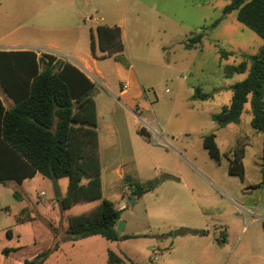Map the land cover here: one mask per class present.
<instances>
[{
    "label": "rangeland",
    "instance_id": "rangeland-1",
    "mask_svg": "<svg viewBox=\"0 0 264 264\" xmlns=\"http://www.w3.org/2000/svg\"><path fill=\"white\" fill-rule=\"evenodd\" d=\"M51 1L56 0H0V37L51 40L79 29L90 40L86 17L118 8L125 55L149 107L126 103L118 94L114 61H101L105 80L96 82L95 94L105 141L103 198L63 209L53 181L42 175L22 186L2 187L0 204L13 212L28 207L34 220L16 223L0 213V246L41 253L53 242L50 225L61 229L67 216L92 212L106 199L121 210L122 235L135 237H89L67 245L47 264H108L110 252L126 264H264V182L255 188L262 182L258 172L264 136L251 126L250 102L239 124L221 126L212 119L230 105L232 86L248 75L247 70L226 77L225 67L258 54L263 39L237 20V12L224 15L229 0H89V7L78 0L74 11L59 10ZM201 33L202 41L187 48L189 39ZM221 50L233 54L222 58ZM198 87L212 97L193 98ZM106 122L114 124L116 133L104 127ZM237 149L244 150L243 174L232 173ZM117 168L137 182L153 184V189L137 197L125 176L121 173L119 179L114 173ZM68 183L67 177L58 181L63 197ZM15 191L21 200L14 201ZM191 227L206 229L208 236L189 235ZM225 230L229 238L220 243L217 235L222 239ZM176 231L182 233L175 236Z\"/></svg>",
    "mask_w": 264,
    "mask_h": 264
},
{
    "label": "trees",
    "instance_id": "trees-1",
    "mask_svg": "<svg viewBox=\"0 0 264 264\" xmlns=\"http://www.w3.org/2000/svg\"><path fill=\"white\" fill-rule=\"evenodd\" d=\"M224 15L237 12V20L255 32L264 41V0H229ZM219 24L213 22L210 28ZM97 43L91 35V52L96 58L113 57L116 62L130 66L125 55L121 27L100 25L96 28ZM204 35H193L187 48L200 43ZM97 48L103 53L97 55ZM233 53L221 50L222 58ZM238 65L224 69L226 77L245 73L247 77L232 86L229 106L212 115L221 126L239 124L246 103L250 102L251 126L264 136V45L256 55H245ZM0 85L14 101L12 109H5L0 100V184L33 178L40 173L45 178L69 179L66 196L58 200L63 209L75 204L103 198L102 164L99 150L97 105L93 97L95 84L80 69L69 62L57 61L50 54L37 56L33 51H0ZM212 93L196 88L193 98L208 100ZM140 134L150 139L145 129ZM243 149L235 150L232 173L243 174ZM260 172L264 182V138ZM129 188L137 197L153 189L151 183H140L125 176ZM14 197L21 200L15 191ZM17 222L31 221L28 209L21 212ZM121 210L104 199L89 214L69 218V228L63 241L101 236L108 241L128 240L135 236L120 235L117 224ZM188 234L205 236L207 231L188 229ZM220 243L226 242L222 232ZM59 241L24 264H45L58 249ZM108 264H126L117 254L110 252Z\"/></svg>",
    "mask_w": 264,
    "mask_h": 264
},
{
    "label": "crops",
    "instance_id": "crops-1",
    "mask_svg": "<svg viewBox=\"0 0 264 264\" xmlns=\"http://www.w3.org/2000/svg\"><path fill=\"white\" fill-rule=\"evenodd\" d=\"M89 0H86V7H89L90 4L88 2ZM53 5H56L59 10L62 9H70V10H75L76 7H79L78 0H56V1H51ZM120 10L118 8H109L107 10H96V16L90 15L86 17V21L91 22L90 25V36L92 34L96 35V28L100 25H106V26H118L121 27L120 23ZM57 19L62 20L59 16ZM70 28V27H69ZM72 29V27L70 28ZM79 29H75L71 34L68 36H58L56 38H52L51 40H40V39H35L31 40L30 38L27 37H19L15 36L12 38H2L0 37V51H33L37 54V56H41L42 54H50L56 58L57 61H64V62H69L78 69H80L83 73L89 77L93 83L95 84V89H94V94L93 97L96 101L97 105V114H98V136H99V150H100V156H101V164H102V154H103V147H104V139L101 135V112L99 109L98 101H97V96L95 94L96 90V82L97 81H104L105 76L103 75L102 71L99 69V63L101 61H114L116 70L118 74L120 75V85H119V96H122L124 98V101L129 104H136L139 102H142V109H146L149 106L147 105L146 102H144L141 99V93H140V85L138 82V79L136 75L133 72V67L130 65L129 67L125 68L123 64L116 62L113 57H105V58H96L92 52H91V38L89 40L85 38L84 34L81 32H78ZM81 33V34H80ZM95 41L97 43V38L95 37ZM38 50V51H37ZM103 53L97 48V55L101 56ZM95 72V76H90L91 72ZM127 83L129 85V88L125 91H122L121 86ZM103 85V83H102ZM0 100L5 107V109L9 110L14 108L15 106V101L4 92L0 85ZM107 109V103H103V111ZM107 130H111L112 132L116 133L115 126L112 123L106 122L104 126ZM140 129V127L138 128ZM263 143V141H262ZM260 169V168H259ZM115 174L118 175L119 179L122 178V175H126L124 171H122L120 168H117L114 171ZM122 173V175H121ZM38 175H41L40 173H37L33 178H28L23 181L21 186L24 185V183L28 180L35 179ZM258 175H261V172L259 170ZM44 177V176H43ZM48 179V178H47ZM59 181V180H58ZM102 181H103V187H104V174H103V169H102ZM13 183H17L16 181H7L3 184H0V190L3 189L2 187H7V186H13ZM14 194V192H13ZM41 194L43 196H46L45 191H42ZM40 194V195H41ZM14 201H17L16 198H14ZM41 201L44 203L46 200L41 199ZM97 207V206H96ZM95 207V208H96ZM94 208V209H95ZM121 208H124L122 206ZM25 209H28V207H21L18 211L13 212L12 209H10L9 205H1L0 204V213H4L8 216L11 217L16 223H17V216L21 214V212ZM30 211V210H29ZM91 211L82 213V214H89ZM31 214V213H30ZM80 215V214H79ZM74 215H69L67 216L68 219L65 220L64 225H61V229L55 228L52 225H50L51 230H52V235L51 238L53 240L52 245L56 241H59V247L56 251H54L45 264L50 260L52 257H58V253L62 251L64 247H67V245H73L77 241H63V237L66 236V232L69 228V218ZM32 217V215H31ZM63 220V217L61 214L57 215V218ZM56 219V218H55ZM53 219V220H55ZM34 218L32 217L31 221H26V222H32ZM52 220V219H51ZM19 223V222H18ZM24 223V222H23ZM65 226V228H64ZM9 228V227H8ZM125 228V225H124ZM188 229H197V230H205L206 229H200V228H195L191 227ZM229 231V230H228ZM227 230L224 232L226 233V241L229 238V233ZM209 232V231H208ZM182 232H180L181 234ZM8 234L10 232L8 231ZM122 235L123 233H119ZM190 235V234H189ZM13 236V234H12ZM19 236V235H17ZM194 236V235H192ZM205 236H194V237H207ZM93 237V236H92ZM217 239H219V236L217 235ZM89 238V237H88ZM86 239V238H84ZM48 247V248H50ZM47 248V249H48ZM22 247H6V246H0V264H24L25 260H32L34 259L38 254H40V251H32V250H20ZM46 250V249H45ZM44 250V251H45ZM156 252V251H155ZM119 256V255H118ZM120 258L123 259V257L119 256ZM124 260V259H123ZM66 264H72V261L70 263Z\"/></svg>",
    "mask_w": 264,
    "mask_h": 264
},
{
    "label": "water",
    "instance_id": "water-1",
    "mask_svg": "<svg viewBox=\"0 0 264 264\" xmlns=\"http://www.w3.org/2000/svg\"><path fill=\"white\" fill-rule=\"evenodd\" d=\"M53 190H54V196L55 199L60 200L62 199V194L59 188L58 180H53ZM134 200H131V203H133ZM124 222L120 220L117 224L116 230L118 233H122L124 231ZM180 231L175 232V236L179 235Z\"/></svg>",
    "mask_w": 264,
    "mask_h": 264
},
{
    "label": "built area",
    "instance_id": "built-area-1",
    "mask_svg": "<svg viewBox=\"0 0 264 264\" xmlns=\"http://www.w3.org/2000/svg\"><path fill=\"white\" fill-rule=\"evenodd\" d=\"M128 88H129V85H128L127 83H124V84L122 85V91H125V90H127ZM156 253H157V252H154L155 255H156ZM154 259L157 260L158 257L155 256Z\"/></svg>",
    "mask_w": 264,
    "mask_h": 264
}]
</instances>
